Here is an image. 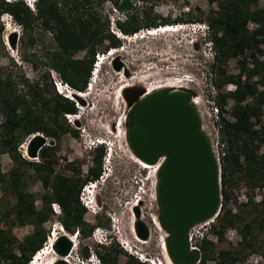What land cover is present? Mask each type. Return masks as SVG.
<instances>
[{"label": "trees", "instance_id": "16d2710c", "mask_svg": "<svg viewBox=\"0 0 264 264\" xmlns=\"http://www.w3.org/2000/svg\"><path fill=\"white\" fill-rule=\"evenodd\" d=\"M98 1L35 0L32 10L25 0H0V17L7 13L20 25L23 45L30 46L35 42L31 35L35 29L51 34L54 46L45 53L48 59L45 67L54 68L65 83L81 92L87 86L95 56L123 45L125 38H121L120 33L128 37L143 28L174 26L161 17H151L145 8L138 9L137 0H115L114 6L122 12L123 17L115 20L116 30H110L108 20L103 21L97 11ZM207 1L216 3V8L209 11L206 21L216 52L210 69L218 74L213 81L217 89L214 98L219 112L221 138L225 143L220 158L222 200L215 217L217 223L212 229L222 240L224 229L240 224L241 241L237 248L219 249L214 255L215 244L203 238L199 245L200 262L213 258L215 264H236L246 258L248 249H264V200L253 203L251 196L242 204L244 210L237 212L226 209L225 204L232 196V185L236 181H243L252 189L264 186V152L258 153L264 145V123L261 120L264 58L260 59L252 53L254 60L249 65L240 56L246 47H264V6L252 8V3L257 0ZM248 23H253L252 29L248 28ZM79 51H84L83 57H73ZM3 52L5 45H0V60ZM234 57H238L239 72L226 74L223 67ZM228 83L235 84V89L221 91L222 86ZM249 97L252 99L247 101ZM228 100L232 101L229 108L231 119L225 116ZM77 111V100L55 89L47 67L39 70L35 79L30 81L17 72L16 63L0 62V155L8 154L14 163L7 185L16 193V202L10 213L16 224L34 226L33 232L16 245L17 253L10 247L13 241L10 230L0 228V260L7 257L10 264L29 263L46 241L42 224L54 214L52 203L60 207V222L67 232L84 236L91 231L92 227L86 231L84 228L85 208L79 200V192L83 184L97 180L101 175L105 146L93 148L91 164L84 179L55 172L56 144L44 145L39 150L38 161L27 160L19 149L26 137L37 132L52 142L58 141L66 133L77 136L78 131L66 120V114H76ZM257 124L259 126L255 127ZM29 169L45 188L40 195L39 208L34 205L35 193L25 191L23 187ZM5 179L0 167V184ZM248 204L251 206L246 209ZM258 205L262 206L258 208ZM259 233H263L262 238H258ZM112 250L109 249L107 255H100L104 263L116 264V255L120 250L114 247ZM81 253L84 257L88 255L85 247ZM132 256L129 254L125 264H149Z\"/></svg>", "mask_w": 264, "mask_h": 264}, {"label": "rangeland", "instance_id": "374dc122", "mask_svg": "<svg viewBox=\"0 0 264 264\" xmlns=\"http://www.w3.org/2000/svg\"><path fill=\"white\" fill-rule=\"evenodd\" d=\"M34 1L29 0V3L26 1L32 10L34 9ZM114 1L99 0L100 4L97 6V11L102 15V20L105 22L108 20L110 30H116L115 20L118 17H123L122 12L114 6ZM263 6L264 0H257L252 3V8ZM137 8H145L147 12L151 13V17H161L168 20V23L176 25L175 28L178 27V24L181 28L178 27V30L174 32H158L155 35L146 33V28H143L136 35L126 37L123 45L113 49V51H117L114 55L107 52L99 53L102 63L100 61L98 66H95V63L92 65L87 86L84 91H81L83 94L74 98L77 100V113L66 116L67 122L78 131V135L72 136L66 133L58 141L52 142V144H56L57 148L55 172L71 177L80 176L82 179L86 177L87 168L91 164L93 148L97 141L106 140L112 149L108 166L104 156L102 158L101 175L96 180V187L93 188L94 190L101 189V195L98 197V214L90 211L82 204L85 208L83 214L86 223L85 231L90 227L92 228L87 235L77 234L76 248L72 254L71 264H92V260H96L98 264H108L102 261L100 255H107L109 249L112 250L113 247L120 250L116 255V264H125L129 260L130 253L122 248L116 240L115 243L108 246H96L95 253H92L91 246H95L92 233L97 227L100 228L99 232L116 228L123 243L127 242L126 245L130 243L136 246L139 259L138 254L142 253L154 263L169 264L163 250L166 233L161 228L157 216L156 170L155 168H143L137 165L132 159V154L129 152L126 143L124 119L128 112V106L122 95L126 74L122 67L118 71L114 69L112 59L115 56H118L127 68V81L129 80L128 82L131 83L128 88H143L147 91V89L158 87L160 84H179V87L184 86L193 89L195 91L193 97L197 101H201L198 108L203 112L204 129L210 135L219 159L225 150L219 122L215 117L216 111H218L214 98L217 89L213 86V81L218 77V74L210 69L215 60V58L210 59V54L215 55L216 52L214 48L213 51H208L201 40L195 42L194 39L198 38L199 35L193 32L197 23H203L208 27L206 17L211 9L216 8V3L210 4L207 0H145L144 2L137 0ZM0 26L2 27L0 45H5V52L2 53L0 60L1 64L16 63L17 72L30 81L35 79L39 70L47 67L52 81L58 79L65 83L54 68L45 67V61L48 60L45 53L54 46L51 34L35 29L31 34L35 42L28 46L22 44L21 27L9 14H3L0 17ZM248 28L252 29L253 23H248ZM13 32H16L15 46L11 47L9 38L12 37ZM244 53H250L251 56L252 53H255L256 57L263 59L264 47L263 45L258 49L246 47L240 55L243 59H245ZM83 55L84 51H79L73 57L82 58ZM252 58L254 60L253 56ZM247 64L251 65V63ZM223 68L226 74H237L239 72L238 57L229 59ZM234 89L235 84L228 83L222 86L221 91L227 92ZM72 90L71 87L68 88V91ZM251 99L249 97L247 101ZM231 104L232 101L228 100L225 116L229 119H231L229 112ZM261 120L264 123V106ZM258 126L257 124L255 127ZM28 139L29 137H26L19 146L21 155L27 160L38 161V156L32 159L28 158V155L26 156ZM47 142H50L49 138ZM262 152H264V145L258 151V153ZM105 164L113 174L108 179L105 177L107 173ZM0 167L6 176L5 182L0 184V228L6 231L10 230L9 235H12L11 238L13 239L10 247L13 252L17 253L16 245L25 236L33 232L34 226L32 224L19 225L14 222L10 210L16 202V193L9 187V184L7 185L14 163L8 154L0 155ZM102 182L103 184L100 185ZM23 187L25 191L35 193L34 205L39 208L41 204L40 195L45 192V188L30 169ZM231 192L232 196L225 204L226 209H232V212L243 211L242 204L251 196L253 203L264 200V186L252 189L240 180L233 183ZM250 206L251 204H248L246 209H249ZM261 206L258 205V208ZM94 208H96L95 205ZM136 208L139 210L140 219L145 221L144 223L149 227V238L146 239V242L137 241L133 234L135 222L133 213L135 214ZM52 209L54 214L50 215L42 224V229L46 234V241L40 248L43 253L39 259L32 261L31 264H49L54 256L48 249L51 247L50 237L55 234V230L58 229L57 232H60L62 217L61 209L57 203H52ZM247 218L246 215V221L249 219ZM215 223L217 221L213 218L206 223L195 226L191 231L192 242L199 247L203 238L212 241L215 244L214 255L219 249L237 248L241 241L240 224L224 229L222 240H219L212 229ZM262 236L263 233L258 234V238H262ZM83 247L88 252L85 257L81 255ZM247 253L246 258L236 264H264V249L257 251L248 249ZM132 257L137 258L136 256ZM0 264H10V258H2ZM197 264H215V261L213 258H209L206 262Z\"/></svg>", "mask_w": 264, "mask_h": 264}, {"label": "water", "instance_id": "95a60500", "mask_svg": "<svg viewBox=\"0 0 264 264\" xmlns=\"http://www.w3.org/2000/svg\"><path fill=\"white\" fill-rule=\"evenodd\" d=\"M16 33L9 38L15 45ZM114 69L127 68L118 56L112 59ZM128 106L124 119L125 136L132 153L143 162L157 165L155 196L157 216L166 233L165 247L173 264H197L201 251L192 248L189 233L197 225L216 217L221 205L220 162L209 135L202 127L199 109L192 101L191 88H126L122 92ZM73 98L80 95L71 94ZM42 133L27 141V155L37 158L47 142ZM135 229L141 239L149 238V227L135 209ZM58 254L54 264H67L62 258L72 248L70 237L59 233L51 245Z\"/></svg>", "mask_w": 264, "mask_h": 264}, {"label": "clouds", "instance_id": "9594fccd", "mask_svg": "<svg viewBox=\"0 0 264 264\" xmlns=\"http://www.w3.org/2000/svg\"><path fill=\"white\" fill-rule=\"evenodd\" d=\"M25 1H28L29 3V0H25ZM27 3V4H28ZM29 5V4H28ZM30 6V5H29ZM4 14H7V13H4ZM161 26V25H160ZM159 27V26H158ZM157 28V27H156ZM152 29H155V28H150V29H145L146 33L148 32V30H152ZM139 32V31H138ZM193 32L194 33H197L199 35L198 38L194 39L195 42H198L199 40L202 41V43L204 44V46L207 48L208 51H213V45H212V40L210 38V29L208 27L205 26V24L203 23H197V27L196 29H193ZM137 33V32H136ZM136 33H134V35H136ZM197 37V35H196ZM113 51V49H109L107 51L108 54H111ZM205 53V52H204ZM205 55V54H204ZM210 59H214L215 58V55H212L210 54ZM100 58H99V55L97 54L96 56V60H95V66H98V62H100ZM93 72V71H92ZM54 83V86H55V89L63 94V95H66L68 96L69 98H72L71 97V92L73 91H68V88L69 85L67 83H62L61 81V87H59L57 84H56V80L53 81ZM65 91V92H64ZM78 106V105H77ZM70 114H66V116H68ZM217 121L219 122V118L217 119ZM105 142H107L106 140H102L100 139L99 141H97V143L95 144V146L97 145H104L105 146V155H104V159H105V162L107 163V166L109 165L108 162H109V159H110V156H111V152H112V149L110 148V146L108 144H106ZM94 146V147H95ZM106 164H105V169L107 171V173L105 174V177L108 179L109 177L113 176V174L111 173V171L107 168ZM96 180L94 181H89L87 182L81 189V192L79 194V200L80 202L85 206L87 207L89 210H92V212L94 213H97L98 214V197H100L101 195V189L100 190H94L93 189V185L96 184ZM102 183H100V185H102ZM91 187V188H90ZM94 205L96 208H94ZM54 211L56 212L55 208H54ZM62 226V225H61ZM100 228L98 229V227L93 231L92 233V240H93V244H95V246H91V251L92 253H95V247L98 246V245H110L112 243H115V240L118 241V243L120 244V246L122 248H124L126 251H128L131 255L133 256H136L137 257V248L136 246H133V248H130V247H127V245L125 243H123L118 235V231L116 228H112L111 229H105V230H102L100 231ZM76 234H78L77 232H75ZM125 246V247H124ZM135 247V248H134ZM40 250L42 249H39L35 252V254L32 256V259L29 261L28 264H31V262L37 260V255L40 257ZM140 256V260H142L143 262H149L148 260H151L150 258H147L145 256L142 255V253H139L138 254ZM146 259V260H145ZM91 263H97L96 260H92ZM149 264H151L149 262Z\"/></svg>", "mask_w": 264, "mask_h": 264}, {"label": "bare ground", "instance_id": "6f19581e", "mask_svg": "<svg viewBox=\"0 0 264 264\" xmlns=\"http://www.w3.org/2000/svg\"><path fill=\"white\" fill-rule=\"evenodd\" d=\"M178 27L179 28H181V26L180 25H178ZM178 27L177 28H175L174 26H171V25H168V26H163V27H161V28H159V30H156V31H152V32H150L151 34H156V33H165V32H174V31H177L178 30ZM13 33H16V32H13ZM149 33V34H150ZM119 36L121 37V38H126V36H124L123 34H119ZM117 51H112V53L110 54V55H114L115 53H116ZM101 63H102V61H101ZM118 71V70H117ZM127 78H128V76L126 75L125 76V79H126V81H124L123 82V87H122V90H125L126 88H128L130 85H131V83L130 82H128L127 81ZM179 85V84H178ZM178 85H172V84H170V85H165V84H160V85H158V87H152V88H149V89H147V91H148V93L149 92H151V91H153V90H155V89H159V88H163V87H167V88H186V87H184V86H178ZM73 92H77L79 95H82L83 93L82 92H78V91H76V90H73L72 92H71V94L73 93ZM192 101L195 103V105L197 106V108H198V105L201 103V101H197L194 97H192ZM199 109V108H198ZM126 143H127V141H126ZM127 146H128V144H127ZM128 149H129V152H131V154H132V159L134 160V162L137 164V165H140V166H142L143 168H155V170H157V165H150V164H147V163H145V162H143L142 160H140L138 157H136L133 153H132V151L130 150V148H129V146H128ZM26 156H27V148H26ZM28 158H30V157H28ZM32 159V158H31ZM156 172V171H155ZM93 188L94 187H96L95 185H93L92 186ZM91 188V187H90ZM156 197V196H155ZM90 211H92V210H90ZM133 215H134V224H133V234L135 235V237H136V239H137V241H140V242H146V240H144V239H141L138 235H137V232H136V229H135V223L137 222V217H136V215L133 213ZM212 220V219H211ZM143 221V220H142ZM210 221V220H209ZM208 222V221H207ZM206 223V222H205ZM61 226V225H60ZM58 230V229H57ZM57 230H55V234L53 235V236H51L50 238V243H51V245L54 243V241H55V239H56V237L58 236V234L59 233H64L65 235H67V236H69L70 237V240H71V242H72V248H71V251H70V253L67 255V256H65V257H63L62 259L67 263V264H71V258H72V254L74 253V251H75V248H76V241H77V237H78V235L77 234H70V233H68L62 226L61 227H59V230H60V232L58 233L57 232ZM126 244H127V242H125ZM127 247H130V248H133V245L132 244H130V243H128V245H127ZM52 253H53V258H52V261H50L49 262V264H54L58 259H60V257L58 256V254L53 250V248L52 247H49L48 248ZM52 249V250H51ZM163 250H164V253H165V256H166V258H167V260H168V263L169 264H173L172 262H171V260H170V258L168 257V254H167V251H166V247H165V239H164V242H163ZM40 254H42L43 253V250H40V252H39ZM39 255V254H38ZM37 255V258L39 259V256ZM44 255V254H43ZM48 264V263H47ZM94 264H96V263H94Z\"/></svg>", "mask_w": 264, "mask_h": 264}, {"label": "built area", "instance_id": "2783aa9c", "mask_svg": "<svg viewBox=\"0 0 264 264\" xmlns=\"http://www.w3.org/2000/svg\"><path fill=\"white\" fill-rule=\"evenodd\" d=\"M244 58H245V61L247 62V63H251L252 64V62H253V58H252V56H251V54L250 53H244ZM56 84L59 86V87H61L62 85H61V81L60 80H58V79H56ZM200 110V109H199ZM200 114H201V117H202V127H203V129H204V125H203V122H204V116L202 115L203 114V112L200 110ZM215 117H216V120L219 118V112L218 111H216V115H215ZM205 130V129H204ZM207 133V132H206ZM208 134V133H207ZM209 135V134H208ZM209 137H210V135H209ZM211 139V138H210ZM211 141H212V139H211ZM212 145H213V149H214V144H213V142H212ZM214 151H215V149H214ZM215 153H216V155H217V158L219 159V155L217 154V152L215 151ZM219 162H220V159H219ZM220 169H221V166H220ZM221 180V179H220ZM245 195V194H244ZM221 200H222V196H221ZM221 206V205H220ZM192 231V230H191ZM191 231H190V233H189V242H190V245H191V247L192 248H197V249H199L200 250V248L197 246V245H195L193 242H192V234H191Z\"/></svg>", "mask_w": 264, "mask_h": 264}, {"label": "flooded vegetation", "instance_id": "af4514ba", "mask_svg": "<svg viewBox=\"0 0 264 264\" xmlns=\"http://www.w3.org/2000/svg\"><path fill=\"white\" fill-rule=\"evenodd\" d=\"M82 255V254H81ZM82 257H84L83 255H82ZM93 264V263H92Z\"/></svg>", "mask_w": 264, "mask_h": 264}]
</instances>
